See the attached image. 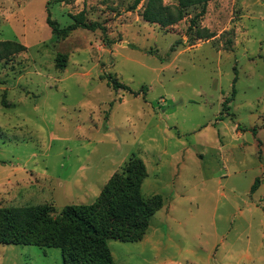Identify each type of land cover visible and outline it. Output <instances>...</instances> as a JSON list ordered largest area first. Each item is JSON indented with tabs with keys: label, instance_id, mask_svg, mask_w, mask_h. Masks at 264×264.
Returning a JSON list of instances; mask_svg holds the SVG:
<instances>
[{
	"label": "rangeland",
	"instance_id": "1",
	"mask_svg": "<svg viewBox=\"0 0 264 264\" xmlns=\"http://www.w3.org/2000/svg\"><path fill=\"white\" fill-rule=\"evenodd\" d=\"M134 1L0 0V42L24 48L0 53V207L92 204L135 156L162 206L142 240L107 241L114 264H264V0H210L192 24L191 4L164 28ZM82 11L99 28L46 24ZM0 264L62 254L0 244Z\"/></svg>",
	"mask_w": 264,
	"mask_h": 264
},
{
	"label": "trees",
	"instance_id": "2",
	"mask_svg": "<svg viewBox=\"0 0 264 264\" xmlns=\"http://www.w3.org/2000/svg\"><path fill=\"white\" fill-rule=\"evenodd\" d=\"M140 0H135L137 5ZM210 0H179L177 7L162 5L161 0H146L142 11L145 22L168 27L182 18V11L188 5L201 4V11L191 19V24L202 16ZM51 33L67 35L76 29L95 30L97 23L85 20L84 12L72 16V23L66 27L46 16ZM196 39L207 40L214 35L206 29H198ZM231 40L225 41L229 47ZM16 51L23 46L15 42H0V53L7 47ZM114 90L125 86L111 75H105ZM236 77L233 79V84ZM232 95L234 86L232 85ZM228 101L223 102L222 111L227 112ZM3 105L6 106V104ZM239 128V126L237 127ZM253 134L256 129H251ZM147 176L143 161L135 156L129 158L121 172L114 173L105 183L97 199L89 205H67L56 212L52 205H35L24 208L0 207V244L41 245L61 251L62 264H114L107 241L138 242L146 234L150 218L162 206L159 195L143 198L141 183ZM259 186L256 178L250 187L254 193Z\"/></svg>",
	"mask_w": 264,
	"mask_h": 264
}]
</instances>
